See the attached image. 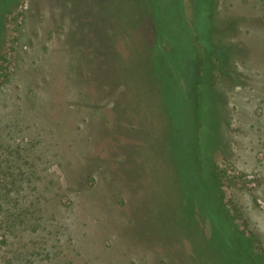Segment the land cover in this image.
<instances>
[{
  "label": "rangeland",
  "instance_id": "rangeland-1",
  "mask_svg": "<svg viewBox=\"0 0 264 264\" xmlns=\"http://www.w3.org/2000/svg\"><path fill=\"white\" fill-rule=\"evenodd\" d=\"M8 1L0 264H193L188 238L155 235L170 223L165 205L154 218L149 203L161 200L144 155L157 121L128 103L147 91L159 108L160 86L169 110L180 97L191 104L208 79L206 158L224 173L236 226L264 254V0ZM210 51L221 63L206 66Z\"/></svg>",
  "mask_w": 264,
  "mask_h": 264
},
{
  "label": "trees",
  "instance_id": "trees-1",
  "mask_svg": "<svg viewBox=\"0 0 264 264\" xmlns=\"http://www.w3.org/2000/svg\"><path fill=\"white\" fill-rule=\"evenodd\" d=\"M174 2L175 0L172 4ZM2 3L0 15L4 11L7 13L6 9L10 4L8 0L5 5ZM171 6L177 16L181 15L177 5L176 8ZM165 12L168 14L164 13L162 19L170 20V11ZM184 35L186 34L183 33ZM158 39V44L163 46V50L171 51L163 39L160 37ZM196 41L192 39V46L189 47L192 52L198 48ZM165 46L169 47V50ZM142 52L134 50L136 55ZM205 59L206 66L208 60L212 63H221L214 51H210ZM202 83L195 86L196 94L191 104L188 103L187 97H180L172 102L170 110L168 109L170 102H164L160 86L159 108L152 93L147 91L137 100V105L134 98L131 104L128 103L132 109L136 106L144 115L151 116L157 121V129L148 123L152 131L148 128L149 139L146 140L144 155L152 162L151 175L155 187L151 194L160 196L161 200L155 199L149 203L151 202V213L154 218L155 207L165 205V220L170 223L158 227L155 235L164 238L172 233L176 237L188 238L194 253L193 264H264V254L258 239L254 234L238 229L223 202L222 193L219 191L224 180L223 171L206 158L208 154L206 138L210 137L212 125L207 122L209 118L207 111L210 109L206 97L201 92L209 89L208 84L211 81L208 79ZM120 84L124 94L123 79ZM205 85L206 88L203 89ZM113 91L115 88L108 93ZM121 100H123L120 104L123 105L121 116L124 121V99ZM169 178L172 179L171 183L168 181ZM186 189L195 193L194 199H189L190 193ZM172 219L173 229L170 227ZM199 222L205 226L207 235L199 229ZM202 252L203 255L205 253L204 257L200 255Z\"/></svg>",
  "mask_w": 264,
  "mask_h": 264
}]
</instances>
